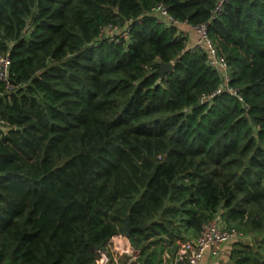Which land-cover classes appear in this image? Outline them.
Returning a JSON list of instances; mask_svg holds the SVG:
<instances>
[{
	"label": "trees",
	"instance_id": "obj_1",
	"mask_svg": "<svg viewBox=\"0 0 264 264\" xmlns=\"http://www.w3.org/2000/svg\"><path fill=\"white\" fill-rule=\"evenodd\" d=\"M158 4L195 25L215 1L0 0V264H93L126 215L138 264H168L220 210L253 234L229 264H264V0L208 24L236 90L209 100L221 73Z\"/></svg>",
	"mask_w": 264,
	"mask_h": 264
},
{
	"label": "built area",
	"instance_id": "obj_2",
	"mask_svg": "<svg viewBox=\"0 0 264 264\" xmlns=\"http://www.w3.org/2000/svg\"><path fill=\"white\" fill-rule=\"evenodd\" d=\"M214 1L215 6L211 11L210 19L207 22L190 25L196 33V39L190 43V45H186V50L191 52L204 51L207 56V65L219 71L222 76V82L217 90L208 97L203 98V100L211 99L222 89H227V91L230 93L236 94L235 89L228 87L229 75L226 60L222 55L219 54L215 44L208 35V24L210 23L211 19L216 17L221 12L223 4L226 0ZM149 14L157 15L158 21H166L169 23L178 24L177 21L167 13L165 6L162 4L152 7ZM117 32L120 36L125 38L127 37L128 33L126 30L118 31L117 27L112 25H107L101 28L100 34L104 37L106 36L112 39L113 35ZM9 69L10 61L8 55H1L0 82L3 83L4 89L7 91L12 89V84L9 80ZM244 235L245 234L235 228L225 227L220 221H218V219L214 217V219L208 220L202 224L198 235L194 237H186L185 239L181 240L179 249L176 253V261L178 264H200L204 260L206 253H208L210 258H218L222 253L223 245L236 240H241V242H243V240L246 238ZM120 236L122 235L119 234L118 237Z\"/></svg>",
	"mask_w": 264,
	"mask_h": 264
},
{
	"label": "rangeland",
	"instance_id": "obj_3",
	"mask_svg": "<svg viewBox=\"0 0 264 264\" xmlns=\"http://www.w3.org/2000/svg\"><path fill=\"white\" fill-rule=\"evenodd\" d=\"M244 234V233H243ZM246 238L243 240L246 242H252L253 234L251 233H245ZM118 239L114 240V242H111L108 244L107 247H105L104 251L100 250L97 252L94 263L93 264H138L137 261V251L135 248L131 245L129 239L127 237L122 235L120 237H117ZM254 239H257L254 236ZM234 243V244H233ZM231 242L230 248L233 249V246L235 245V242ZM236 246V245H235ZM232 249L230 251H232ZM227 255V254H226ZM212 260H223L222 264H229L230 263V257L227 258H211ZM226 259V260H225Z\"/></svg>",
	"mask_w": 264,
	"mask_h": 264
},
{
	"label": "crops",
	"instance_id": "obj_4",
	"mask_svg": "<svg viewBox=\"0 0 264 264\" xmlns=\"http://www.w3.org/2000/svg\"><path fill=\"white\" fill-rule=\"evenodd\" d=\"M178 26L182 32V35L186 38V45H190V43H192L196 39L195 31L192 29V27L190 25L185 24V23H178ZM220 213L223 214V210H220L219 213L215 216V218L218 219V221H220L221 224H223L222 217H221ZM233 242H238V240L232 241V243ZM239 242H241V240ZM244 242H246V241H244ZM180 243H181V241L178 242V247H177L176 251L173 252L172 254H170L168 252V250H166L162 256V260L166 261L168 264H178L176 261V255H177L176 253H177V250L179 249ZM230 243L231 242L223 245L222 253L218 258H220V259L221 258H227V259L229 258V253H230V250L232 249V248H230V246H232V245H230ZM223 261H224V259L222 261L221 260H218V261L215 260L214 261L209 257L208 253H206L204 260L200 264H222Z\"/></svg>",
	"mask_w": 264,
	"mask_h": 264
},
{
	"label": "water",
	"instance_id": "obj_5",
	"mask_svg": "<svg viewBox=\"0 0 264 264\" xmlns=\"http://www.w3.org/2000/svg\"><path fill=\"white\" fill-rule=\"evenodd\" d=\"M172 69H173V63L168 62V63H161L156 71L161 77H163L166 73L172 71ZM134 228L143 229V228H145V225L131 226L130 221H129V216L126 215L123 218V224L121 226H119V228H118V233L120 235L128 237L130 231Z\"/></svg>",
	"mask_w": 264,
	"mask_h": 264
}]
</instances>
